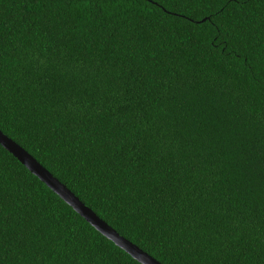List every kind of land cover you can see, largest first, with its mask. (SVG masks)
Wrapping results in <instances>:
<instances>
[{
	"label": "trees",
	"instance_id": "trees-1",
	"mask_svg": "<svg viewBox=\"0 0 264 264\" xmlns=\"http://www.w3.org/2000/svg\"><path fill=\"white\" fill-rule=\"evenodd\" d=\"M0 130L162 264H264V0H0ZM0 264H140L0 145Z\"/></svg>",
	"mask_w": 264,
	"mask_h": 264
},
{
	"label": "water",
	"instance_id": "water-1",
	"mask_svg": "<svg viewBox=\"0 0 264 264\" xmlns=\"http://www.w3.org/2000/svg\"><path fill=\"white\" fill-rule=\"evenodd\" d=\"M0 145L16 157L32 174L37 176L47 187L54 191L62 200L71 206L81 217L93 226L104 237L125 251L140 264H162L154 257L143 251L137 245L120 235L109 226L65 185L55 178L31 154L0 130Z\"/></svg>",
	"mask_w": 264,
	"mask_h": 264
}]
</instances>
